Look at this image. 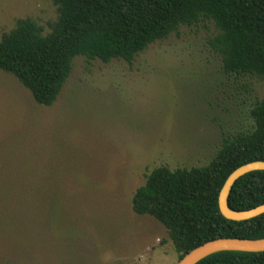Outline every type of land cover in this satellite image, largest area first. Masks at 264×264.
<instances>
[{"label":"rangeland","instance_id":"rangeland-1","mask_svg":"<svg viewBox=\"0 0 264 264\" xmlns=\"http://www.w3.org/2000/svg\"><path fill=\"white\" fill-rule=\"evenodd\" d=\"M51 0H0V38ZM214 25L180 27L129 65L74 59L56 103L0 71V264H178L165 228L133 213L145 175L207 165L251 131L264 82L222 72Z\"/></svg>","mask_w":264,"mask_h":264},{"label":"trees","instance_id":"trees-1","mask_svg":"<svg viewBox=\"0 0 264 264\" xmlns=\"http://www.w3.org/2000/svg\"><path fill=\"white\" fill-rule=\"evenodd\" d=\"M56 20L45 33L30 18L18 20L0 38V71L13 76L34 102L53 106L72 72L75 58L131 65L154 43L180 27L211 22L216 34L209 48L233 78L264 82V0H51ZM251 131L224 138L202 167H157L145 175L131 199L138 216L161 224L183 257L217 239L264 238V214L235 222L225 219L219 193L231 173L251 162H264V100L250 109ZM264 204V171L251 172L233 185L228 206L248 211ZM197 264H264V252L221 251Z\"/></svg>","mask_w":264,"mask_h":264},{"label":"water","instance_id":"water-1","mask_svg":"<svg viewBox=\"0 0 264 264\" xmlns=\"http://www.w3.org/2000/svg\"><path fill=\"white\" fill-rule=\"evenodd\" d=\"M256 171H264V162L256 161L243 165L231 173L225 181L218 198L219 211L225 219L241 222L264 214V204L248 211H235L228 206V196L235 182L244 175ZM221 251L264 252V238L213 240L187 253L178 264H197L204 258Z\"/></svg>","mask_w":264,"mask_h":264}]
</instances>
